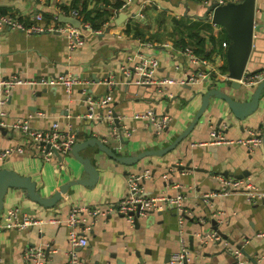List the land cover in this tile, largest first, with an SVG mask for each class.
I'll list each match as a JSON object with an SVG mask.
<instances>
[{
  "label": "crops",
  "instance_id": "crops-1",
  "mask_svg": "<svg viewBox=\"0 0 264 264\" xmlns=\"http://www.w3.org/2000/svg\"><path fill=\"white\" fill-rule=\"evenodd\" d=\"M73 1L0 0V12L18 15L27 24L34 22V14L41 13L44 24H57L63 22L55 20V15L65 11L63 6H73ZM83 3L92 10L98 6L95 0H80L78 4ZM207 6L202 0H133L129 9L121 12L128 15L122 23L115 20L102 24L100 18L96 23L102 25L94 30L101 33L83 28L84 42L76 48L69 47L61 32H0V77L19 74L33 79L70 72L87 82L70 93L62 86L15 85L3 106L7 124L28 119L32 126L45 128L58 122L62 130L74 131L77 141L97 137L121 155L163 149L182 137L167 153L150 154L134 164L118 162L98 146L82 149L81 155L89 158L99 172L97 182L70 186L51 207L31 200L24 188L9 189L0 214V264H27L26 250L38 245L47 256L45 264H69L72 246L65 224L69 209L81 206L90 211L104 210L119 202L128 193L130 173L141 177L145 195L183 194L186 219L181 224L179 212L172 207L139 217L138 225L116 212L94 216L81 211V225L91 228L88 245L76 250L89 264H171L170 256L181 249L183 237L192 264H236L232 248L238 245L264 264V236L259 235L264 232V198L251 200L244 192L214 197L211 202L202 198L203 193L221 188L220 176L236 177L244 171L248 172L244 177L264 191L263 144L249 148L212 142L217 131L227 139L238 140L250 137L252 131L264 130V89L254 100L255 86L236 88L230 84L227 49L223 46L224 41L229 43V37L224 27L207 18ZM256 6L255 24L260 30L255 32V40L259 44L253 49L247 71L264 69V0H257ZM140 41L151 43V47L142 49L159 60L156 78L170 76L177 80L167 86L169 95L161 96L149 86L139 87L138 92L126 90L128 78L123 67L135 64ZM185 46L214 62L216 69L210 78L180 82L201 69L186 59ZM108 79L116 82L110 93ZM108 95L107 108L100 104L95 108L102 119L84 117L88 98L99 102ZM149 108L172 116L169 128L161 134H156L146 120L134 117ZM109 110L118 112L120 128L115 127L111 113L107 116ZM114 128L131 132L130 136H121L127 142L116 136ZM23 141L8 125H0L3 150L20 144L25 149L0 158V170L7 168L30 176L41 196H53L70 180L89 178L74 154L48 161ZM187 164L189 167L179 168ZM15 208L20 211L19 221L32 217L41 222L24 228L8 226L7 213ZM25 208L29 211L22 213ZM216 229L227 238L205 242L197 236L198 232ZM245 257L246 264H253Z\"/></svg>",
  "mask_w": 264,
  "mask_h": 264
},
{
  "label": "built area",
  "instance_id": "built-area-1",
  "mask_svg": "<svg viewBox=\"0 0 264 264\" xmlns=\"http://www.w3.org/2000/svg\"><path fill=\"white\" fill-rule=\"evenodd\" d=\"M122 4L119 8L113 10V15L111 16V21H115L119 14L123 11L129 9L130 4L133 0H121ZM205 4L211 5L215 4H225L229 1L238 0H202ZM71 15L79 18L80 12L78 9H71L70 13L67 14L65 11H61L55 15L54 19L59 20V14ZM18 15L11 14H0V32L6 31L8 29H17L29 34H36L42 32H56L60 31L66 35L68 44L70 48H76L77 46L83 44L85 34L83 33V28H87L90 31L96 33H101L102 30H94L89 23L82 22L79 27H75L70 23H57V24H44V16L41 13H36L33 15L32 19L34 22L25 23L20 19ZM229 43L227 41L223 42V46L227 49ZM151 47L152 44L148 42H139V51L136 53V62L132 67L124 66L123 71L128 78L126 81L131 80V82L141 85V84H156V91L159 95L165 96L169 95L167 86L177 82L174 78L170 76H163L156 78V72L160 66L159 60L156 56L149 55L142 48ZM183 54L190 64L199 65V69L196 73H191L186 80H181L184 83H197L201 80H207L210 78L212 73L215 71V64L208 57L196 53L193 47L185 46L183 49ZM264 81V69L258 70L252 76L242 79V84L249 87L257 86L260 82ZM87 82L80 78L78 75L67 72L55 76H42L33 79H26L19 74H12L11 76L4 78L0 77V125L12 128L16 133L20 134L23 138V142L32 146L38 154L42 155L48 161L56 160L60 161L59 158H65L72 154V147L77 142V135L74 131L61 129L58 122H54L50 127L40 128L34 127L30 124L28 119H16L10 124H7L5 117L7 113L4 109V105L7 103L10 92L13 87L17 84H29V85H40L46 87H56L62 86L67 92H72L73 88L77 85H84ZM109 93L111 88L115 85V81L108 79L106 81ZM110 101L109 95L104 97L102 100L95 101L88 98V108L84 117L94 119L100 118L101 115H96L95 108L98 104L103 107L108 106ZM112 110L108 111L109 116ZM43 115L42 112H40ZM134 117L146 120L149 125H151L156 134H161L167 130L172 121V116L164 113L159 114L156 110L149 108L142 112H136ZM116 127V126H115ZM116 136H130L131 132L125 130L120 132L119 129L114 128ZM263 130H256L251 132V136L246 139H227L220 131L213 133V143H238L246 145L249 148L255 146H262ZM125 137V136H124ZM49 145V147H48ZM24 146L22 144L17 146H12L5 148L4 150L0 146V158H5L12 152H24ZM164 178H167V174H164ZM222 186L219 190H211L203 193L202 198L205 202H211L214 197L226 196L233 192H244L251 200H257L258 198H264V191L254 185L248 177H235V176H220ZM141 177L135 173H130L127 176V186L128 193L119 202L109 205L104 210L100 208H95L90 211L86 207L72 206L68 211V215L65 219V224L68 227L69 242L72 249L68 252L69 264H89L87 259L79 256L76 248L85 247L89 243L87 236L90 226H82V220L79 216L81 211H89L94 216L99 214H107L109 212H116L122 214L127 218L130 223H135L136 218L141 216H146L153 211H161L167 208H175L179 212V221L182 224L184 219H186V208H185V196L181 193L176 195L162 194V195H145L143 193V188L140 184ZM20 211L18 208L12 209L7 213L8 226H18L20 228L28 227L40 223L32 217H25L22 221L18 220V215ZM259 235L264 236V232L259 233ZM199 236L203 241L208 242L211 240H222V235L218 232V229L203 233L198 232ZM232 252L236 257V264H246V259L240 249L232 248ZM189 249L185 238H181V249L179 251L173 252L170 256L171 264H192L190 263ZM25 258L27 264H45L47 262V256L41 245L36 247H31L26 250ZM0 260H1V248H0ZM189 261V262H188Z\"/></svg>",
  "mask_w": 264,
  "mask_h": 264
},
{
  "label": "water",
  "instance_id": "water-1",
  "mask_svg": "<svg viewBox=\"0 0 264 264\" xmlns=\"http://www.w3.org/2000/svg\"><path fill=\"white\" fill-rule=\"evenodd\" d=\"M257 0H239L229 1L225 4H211L207 6V18L211 19L214 23L221 25L227 31L229 37V45L227 48V66L228 74L227 79L230 84L236 88L242 87V79L252 76L257 71H247L248 62L251 58V54L256 45L259 44V40H255V32L259 31L260 28L255 24L256 17V6ZM128 15L121 13L116 21L122 23ZM59 21L63 23H70L75 27H79L81 20L71 15L59 14ZM60 33V31H56ZM262 44V43H261ZM263 46V45H262ZM264 51V46L263 49ZM190 78V76H188ZM126 90L128 92H138V88L141 86H149L152 90H156V84H135L131 80L127 81ZM264 89V81L260 82L253 92L252 98L258 100ZM125 114L131 115L130 112L126 111ZM113 121L117 128L121 127L119 114L117 111H112ZM179 137L171 145L159 149V150H145L136 155H121L116 152L105 140L97 137H91L83 141H77L72 147V154H74L80 162L84 165V170L88 172L89 178H77L70 180L62 184L56 193L51 197H43L37 191V184L32 180L30 176H23L14 170L7 168L0 170V214L4 209V197L8 193L9 189L12 188H24L27 195L31 200L47 207L54 206L60 199L63 193L74 184L82 183L85 185H94L99 177V172L89 158L81 155V150L89 146H98L101 150L105 151L107 155L114 158L118 162L124 164H134L144 156L150 154L163 155L173 149L175 145L181 140ZM263 147H264V130L262 133ZM121 141H125L121 137ZM127 142V140L125 141ZM49 147V145H48ZM189 167L181 165L179 168ZM247 171L236 175V177L242 178L247 175ZM29 211V208L22 210V213ZM138 218L135 220V224L138 225ZM222 237L227 236L218 230ZM238 249L241 250L243 256H246L253 264H260L257 258L250 255L247 250L242 246L238 245ZM245 257V258H246ZM143 262V260H140Z\"/></svg>",
  "mask_w": 264,
  "mask_h": 264
},
{
  "label": "trees",
  "instance_id": "trees-1",
  "mask_svg": "<svg viewBox=\"0 0 264 264\" xmlns=\"http://www.w3.org/2000/svg\"><path fill=\"white\" fill-rule=\"evenodd\" d=\"M80 0H74L73 6L66 7L63 6V9L67 14L70 13L71 9H78L80 12V19L82 22L89 23L93 29L100 27L103 24V21H111V16L113 15V10L119 8L122 4L121 0H95L97 6L96 10L88 8L86 3L79 5ZM95 12V13H94ZM6 12H0V14H5ZM94 13V14H93ZM102 19V24L99 25L96 23L97 19ZM199 40V38H198ZM202 43L201 41H198ZM193 44V43H191Z\"/></svg>",
  "mask_w": 264,
  "mask_h": 264
}]
</instances>
